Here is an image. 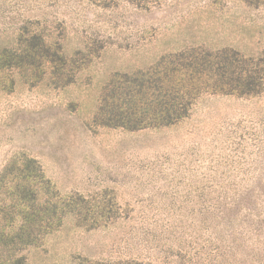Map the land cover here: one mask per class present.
Listing matches in <instances>:
<instances>
[{"label":"rangeland","instance_id":"1","mask_svg":"<svg viewBox=\"0 0 264 264\" xmlns=\"http://www.w3.org/2000/svg\"><path fill=\"white\" fill-rule=\"evenodd\" d=\"M32 37L56 45L73 78L63 85L45 60L0 68V170L31 157L60 195H98L117 211L93 230L65 219L25 251L26 264L199 261L210 236L196 209L212 201L198 193L253 190L264 177V92L204 95L170 128H103L93 115L111 75L166 54L231 48L264 58V0H0V52H21Z\"/></svg>","mask_w":264,"mask_h":264},{"label":"trees","instance_id":"2","mask_svg":"<svg viewBox=\"0 0 264 264\" xmlns=\"http://www.w3.org/2000/svg\"><path fill=\"white\" fill-rule=\"evenodd\" d=\"M45 60L63 85L72 82L73 68L59 48L32 37L25 48L0 52L1 67H39ZM71 63V62H70ZM264 92V58L245 56L231 48L190 47L160 57L132 74L116 72L104 85L93 115L96 126L137 132L170 128L187 119L204 95L258 97ZM256 177L245 178L244 182ZM253 190L204 191L212 201L196 209L200 229L209 230V247L194 264H264V177ZM98 195L62 196L44 176L36 159L13 157L0 170V264H26L24 255L65 219L93 230L109 225L116 213ZM204 251L203 247H199ZM184 258V256H182ZM130 264H152L130 261ZM193 264V263H192Z\"/></svg>","mask_w":264,"mask_h":264}]
</instances>
